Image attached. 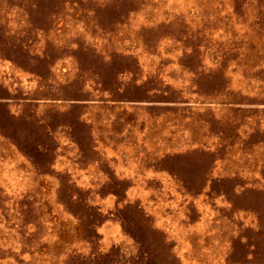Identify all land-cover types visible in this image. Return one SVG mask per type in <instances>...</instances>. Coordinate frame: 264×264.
I'll use <instances>...</instances> for the list:
<instances>
[{
    "label": "rangeland",
    "instance_id": "rangeland-1",
    "mask_svg": "<svg viewBox=\"0 0 264 264\" xmlns=\"http://www.w3.org/2000/svg\"><path fill=\"white\" fill-rule=\"evenodd\" d=\"M0 264H264V0H0Z\"/></svg>",
    "mask_w": 264,
    "mask_h": 264
}]
</instances>
